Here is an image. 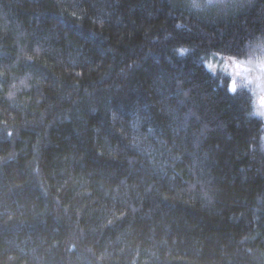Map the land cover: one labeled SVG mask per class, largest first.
Wrapping results in <instances>:
<instances>
[{
  "label": "trees",
  "instance_id": "trees-1",
  "mask_svg": "<svg viewBox=\"0 0 264 264\" xmlns=\"http://www.w3.org/2000/svg\"><path fill=\"white\" fill-rule=\"evenodd\" d=\"M264 52V0H0V264H264V116L206 62Z\"/></svg>",
  "mask_w": 264,
  "mask_h": 264
},
{
  "label": "rangeland",
  "instance_id": "rangeland-1",
  "mask_svg": "<svg viewBox=\"0 0 264 264\" xmlns=\"http://www.w3.org/2000/svg\"><path fill=\"white\" fill-rule=\"evenodd\" d=\"M206 64L213 70L219 69L227 73L231 82L234 80L235 83L243 82L247 85L254 96L255 111L264 116V106L260 103L261 98L264 97V69L261 68V64H264V52L245 61L224 56H211Z\"/></svg>",
  "mask_w": 264,
  "mask_h": 264
},
{
  "label": "snow or ice",
  "instance_id": "snow-or-ice-1",
  "mask_svg": "<svg viewBox=\"0 0 264 264\" xmlns=\"http://www.w3.org/2000/svg\"><path fill=\"white\" fill-rule=\"evenodd\" d=\"M236 67H240V65H236ZM261 68L264 69V64H261ZM244 70L247 71L248 69H244ZM230 90L233 91V92L237 91L236 83H235L234 80L230 84ZM260 103H261L262 106H264V97L261 98Z\"/></svg>",
  "mask_w": 264,
  "mask_h": 264
}]
</instances>
